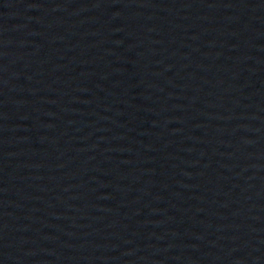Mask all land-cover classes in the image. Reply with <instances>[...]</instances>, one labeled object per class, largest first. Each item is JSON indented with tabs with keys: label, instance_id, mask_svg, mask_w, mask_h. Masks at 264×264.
<instances>
[{
	"label": "water",
	"instance_id": "obj_1",
	"mask_svg": "<svg viewBox=\"0 0 264 264\" xmlns=\"http://www.w3.org/2000/svg\"><path fill=\"white\" fill-rule=\"evenodd\" d=\"M0 264H264V0H0Z\"/></svg>",
	"mask_w": 264,
	"mask_h": 264
}]
</instances>
